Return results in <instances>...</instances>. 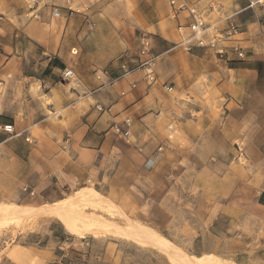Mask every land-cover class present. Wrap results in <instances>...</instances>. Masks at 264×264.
Instances as JSON below:
<instances>
[{
  "label": "crops",
  "instance_id": "obj_1",
  "mask_svg": "<svg viewBox=\"0 0 264 264\" xmlns=\"http://www.w3.org/2000/svg\"><path fill=\"white\" fill-rule=\"evenodd\" d=\"M167 1L0 0V150L16 177L22 136H33L25 157L34 190L91 180L112 199L142 203L147 195L163 208L167 176L189 187L206 175L215 214L264 221L263 49L237 58L229 47L218 57L175 46L177 24L188 19L170 20ZM256 11L233 12H242L233 18L241 48L264 39ZM143 37L155 57L153 82L138 67Z\"/></svg>",
  "mask_w": 264,
  "mask_h": 264
},
{
  "label": "rangeland",
  "instance_id": "obj_2",
  "mask_svg": "<svg viewBox=\"0 0 264 264\" xmlns=\"http://www.w3.org/2000/svg\"><path fill=\"white\" fill-rule=\"evenodd\" d=\"M209 1L217 7L206 18L212 23L246 5V0ZM256 13L255 26L261 24L264 33L263 14ZM249 49L264 52V39L243 45L244 55ZM166 127L172 131L174 124ZM32 138L22 136L24 156L16 177L8 152L0 150V264H264V221L236 210L215 214L206 175L199 184L186 177H194L189 187L185 182L176 187L167 176L163 208L147 195L142 203L127 194L112 199L91 180L34 190L25 157ZM239 145L243 152L239 141L235 150ZM235 162L244 163L243 154Z\"/></svg>",
  "mask_w": 264,
  "mask_h": 264
},
{
  "label": "built area",
  "instance_id": "obj_3",
  "mask_svg": "<svg viewBox=\"0 0 264 264\" xmlns=\"http://www.w3.org/2000/svg\"><path fill=\"white\" fill-rule=\"evenodd\" d=\"M168 3L173 18H177L179 14H183V17L188 19L187 22H179L177 24V31L181 38L175 46L179 45L186 50H189L193 46L211 48L218 57H223L226 53V47H229L237 58L244 56L239 43L241 27L233 20L235 13L225 14L219 18L220 21L212 23L207 21L206 18L210 17L217 7L209 0H168ZM246 8L259 10L264 17V0H246ZM53 15L58 17L59 11L54 10ZM221 25L223 27H220ZM148 48V41L143 37L140 53L147 55ZM154 63L155 57L147 55L138 65V67L144 69V76L149 82L155 81L156 78ZM129 72L130 70H126L124 74H128ZM104 75H106V71H100L96 77L100 79ZM71 76L72 71L70 69L63 70L62 77L69 78ZM107 83L110 82L108 81ZM1 129L8 133L13 131L12 126L9 124L2 125ZM115 129L125 137L129 134L128 130L121 131L120 127L116 126Z\"/></svg>",
  "mask_w": 264,
  "mask_h": 264
},
{
  "label": "bare ground",
  "instance_id": "obj_4",
  "mask_svg": "<svg viewBox=\"0 0 264 264\" xmlns=\"http://www.w3.org/2000/svg\"><path fill=\"white\" fill-rule=\"evenodd\" d=\"M53 25H54V24H53ZM51 205H52V204H51ZM67 206H68V205H67ZM42 207H44V205H43ZM51 207L53 208V207H55V206H51ZM57 207H58V206H57ZM52 208H51V209H52ZM59 208H60V207H59ZM62 208H63V207H62ZM64 208H65V207H64ZM45 209H46V206H45ZM48 209H49V208H48ZM70 209H71V208H70ZM53 210H54V211H57L58 208H53ZM67 210H68V209H67ZM68 211H69V210H68ZM63 212L65 213L66 211L63 210ZM67 213H69V212H67ZM67 213H66V214H67ZM70 213H71V212H70ZM66 214H65V215H66ZM61 216H64V214H62Z\"/></svg>",
  "mask_w": 264,
  "mask_h": 264
}]
</instances>
